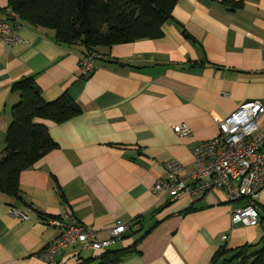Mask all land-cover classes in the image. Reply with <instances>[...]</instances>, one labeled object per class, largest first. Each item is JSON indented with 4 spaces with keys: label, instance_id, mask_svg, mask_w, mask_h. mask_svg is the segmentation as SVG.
Instances as JSON below:
<instances>
[{
    "label": "crops",
    "instance_id": "crops-1",
    "mask_svg": "<svg viewBox=\"0 0 264 264\" xmlns=\"http://www.w3.org/2000/svg\"><path fill=\"white\" fill-rule=\"evenodd\" d=\"M8 4L0 0V14L11 23ZM18 21L15 43L0 36V151L21 78L33 76L45 101L67 93L80 113L60 124L36 119L56 147L20 173L19 199L0 193V264H48L39 253L59 234L49 221L62 213L97 240L125 223L129 235L113 249L138 244L119 264H212L220 248L264 236V221L231 223L237 203L222 190L195 202L153 190L166 161H180L184 177L192 148L214 138L242 102H264V0H177L161 36L95 48L87 77L81 45L58 44L53 31ZM179 124L188 135L173 131ZM255 207L262 213L264 190ZM74 250L63 248L53 264H75Z\"/></svg>",
    "mask_w": 264,
    "mask_h": 264
},
{
    "label": "trees",
    "instance_id": "trees-1",
    "mask_svg": "<svg viewBox=\"0 0 264 264\" xmlns=\"http://www.w3.org/2000/svg\"><path fill=\"white\" fill-rule=\"evenodd\" d=\"M176 1L9 0L8 8L21 21L53 31L58 44H79L90 52L99 46L161 36V26L169 19ZM12 91L18 93L19 99L11 107V120L0 151V193L10 203L20 197V173L56 147L48 128L36 119L60 124L80 113L67 93L45 101L31 75L14 82ZM259 215L264 221V208ZM137 244L138 241L121 249L108 247L93 257L79 256L75 264H119ZM212 264H264V236L232 250L220 248Z\"/></svg>",
    "mask_w": 264,
    "mask_h": 264
},
{
    "label": "built area",
    "instance_id": "built-area-1",
    "mask_svg": "<svg viewBox=\"0 0 264 264\" xmlns=\"http://www.w3.org/2000/svg\"><path fill=\"white\" fill-rule=\"evenodd\" d=\"M18 27V17L10 23L0 14V36L6 43L13 44L19 39L14 32ZM98 57L96 51H90L80 61L84 77L90 75L93 61ZM262 116L264 102H242L218 124V133L214 138L192 148L193 167L184 177L181 176L184 166L180 161L171 159L163 164L164 176L154 183V192L171 198L183 193L195 202L209 191L222 190L229 202L237 203V207L230 212L232 224L258 225L261 219L255 207V198L264 190V129L259 127ZM173 131L182 136L190 132L185 124L174 126ZM12 213L19 214L22 219L27 217L15 208H12ZM69 220V213H62L49 221L50 225L59 229V234L39 253L46 263H55L56 255L67 246L75 248L72 255L77 259L82 250L101 253L127 231L125 223L117 222L108 229L106 238L97 240L92 229Z\"/></svg>",
    "mask_w": 264,
    "mask_h": 264
},
{
    "label": "water",
    "instance_id": "water-1",
    "mask_svg": "<svg viewBox=\"0 0 264 264\" xmlns=\"http://www.w3.org/2000/svg\"><path fill=\"white\" fill-rule=\"evenodd\" d=\"M128 235H129V232H125L124 234H122L121 237L126 238V237H128Z\"/></svg>",
    "mask_w": 264,
    "mask_h": 264
},
{
    "label": "rangeland",
    "instance_id": "rangeland-1",
    "mask_svg": "<svg viewBox=\"0 0 264 264\" xmlns=\"http://www.w3.org/2000/svg\"><path fill=\"white\" fill-rule=\"evenodd\" d=\"M110 247H111V248H113L114 246H113V245H111ZM87 254H88V252H85V251L83 252V255L85 256V258H87V257H88V256H87Z\"/></svg>",
    "mask_w": 264,
    "mask_h": 264
}]
</instances>
